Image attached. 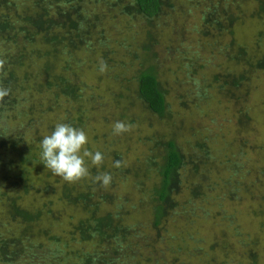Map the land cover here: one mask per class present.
Returning a JSON list of instances; mask_svg holds the SVG:
<instances>
[{
	"label": "rangeland",
	"instance_id": "374dc122",
	"mask_svg": "<svg viewBox=\"0 0 264 264\" xmlns=\"http://www.w3.org/2000/svg\"><path fill=\"white\" fill-rule=\"evenodd\" d=\"M118 1L123 6L131 2ZM222 2L230 7L232 13L240 3V13L244 15L238 13L241 18L234 25L233 35L222 34L218 43L215 38H204L199 34L200 18L208 6L207 2L169 0L172 9L163 7L152 27L137 15L125 16L118 11L109 14L105 3L95 4V0L82 3L87 4L85 15L89 20L93 22L96 16L101 17L86 36L87 45L72 53L78 63L85 66L81 70L74 66L70 75L77 77L80 89L83 88L84 106L80 117L84 121L79 122V116L75 117L73 110L76 107L72 104L71 108L60 111L58 115L44 117L39 132L42 138L51 134L49 126L54 129L57 123H66L65 110H71V125L82 128L88 136L86 147L93 153L100 151L104 156L99 167L90 160L86 161L89 175L95 170L96 175L107 172L114 180L116 175L120 178L114 163L117 157L120 158L123 177L115 182L112 190L115 201L105 205L103 212L116 213L122 206L124 214H127L123 217L124 223L136 230L137 237L129 243L131 249L128 253L117 255L121 264H253L249 253L256 256L255 264H264V71L256 70L250 79L243 82L240 89L234 91L239 98L235 100L220 91L221 84L214 81L215 75L226 70L233 68L235 73L241 70L229 64L220 47L228 46L229 40L236 37V43L252 55L256 50L255 36L264 32V24L251 17L256 6L251 0ZM150 31L157 42L153 49L157 54L160 86L165 91L163 117L142 106L135 97L131 80L123 83V89L131 90L124 91V98L115 100L113 93L121 85L108 79L110 75L104 74L105 71H100L101 62L115 66L117 72L125 65L130 79L140 63H131L133 56L130 60L125 58L127 49L136 51L138 45L137 42L135 46L129 43L130 38L134 32L143 34L141 32ZM129 44L132 46L127 48ZM261 45L263 51L264 42ZM60 60L61 63L71 61L66 54ZM65 103L62 101L60 105ZM117 121L134 125L133 130L122 135L114 134ZM159 136L174 140L185 157L194 156L197 152L196 142H204L213 160L210 166L201 167L204 172L210 171L209 179L202 187L205 194L202 198L190 200L193 181L186 173L181 175L182 186L171 196L177 204L176 209L169 211L162 231L157 233L152 228L151 187L159 182V178L153 171L146 170L145 160L160 154L161 147H157V153L154 152L153 140ZM44 174L45 168L38 167L33 182L37 190L44 188L41 184ZM60 179L54 175L50 181ZM231 179L239 185L234 200L229 198L231 194L228 192L233 189L227 190L223 185ZM76 184L83 187L82 181ZM56 196L34 193L25 201L33 208L46 205L56 218L61 217L58 222L46 217L40 225L61 239L57 245L47 238L35 241L36 244L39 241L48 254L57 246L64 247L62 238L65 232L80 218L77 212L67 210L66 205L58 202ZM9 230L13 228L9 226ZM76 245L70 246L69 255H60L64 258L61 264H76L73 256L76 251L84 249L91 252L94 249L92 244Z\"/></svg>",
	"mask_w": 264,
	"mask_h": 264
},
{
	"label": "trees",
	"instance_id": "16d2710c",
	"mask_svg": "<svg viewBox=\"0 0 264 264\" xmlns=\"http://www.w3.org/2000/svg\"><path fill=\"white\" fill-rule=\"evenodd\" d=\"M199 1L208 4L200 18L202 25L199 34L204 38H215L217 43L222 34L232 36L234 25L241 18L238 16L241 12L240 3L235 6L234 14L222 0ZM251 1L256 4L251 17L264 24V0ZM83 2L85 0H0V60L5 61L3 71L7 73L6 77L0 76V87L9 89V95L0 101V264H61L64 258L60 255H69L70 246L76 244L94 245L91 252L84 249L75 252L73 256L76 264H121L117 255L127 254L131 249L129 243L136 236V230L123 221L127 214H124L122 206L116 213L103 212L105 205L115 201L112 190L115 189V182L123 177L124 170L121 167H115L120 178L116 175L107 187L95 180V170L82 180L83 187H79L62 178L50 181L54 174L41 159L42 136L39 129L44 117L58 115L75 104V117L79 116V122L84 121L80 117L84 106L81 95L83 88L80 89L79 79L70 75L74 66L78 70L85 66L78 63L72 53L87 45L86 36L96 26L100 16H96L93 22L89 20L85 15L87 4L83 5ZM100 3L106 4L109 14L118 11L125 16L137 15L149 26L161 14L163 7L172 9L169 0H131L127 6L118 0H95V4ZM141 33L134 32L130 38L129 43H138L136 51L127 49L132 46L130 44L126 48L127 60L133 56L131 63L140 61L134 75L128 79L125 65L117 72L111 64H107L108 72L104 74L107 73L110 75L108 79L121 85L113 93L115 100L124 98L126 90H131L123 89V83L131 80L135 97L142 106L150 113L163 117L166 110L165 91L160 86L157 54L153 49L157 42L152 31ZM262 42L264 32H258L254 41L256 50L252 55L236 43V37L229 40L228 46L220 47L221 53L227 55L225 57L229 64L241 69L238 73L232 68L215 75V83L221 84L220 91L226 96L239 99L234 91H238L256 70L264 71ZM212 44L209 42V45ZM65 54L71 61L61 63V56ZM197 97L204 99L202 96ZM62 101H66L63 106L60 105ZM70 111L65 110L66 114L63 112L68 124L72 123ZM49 130L52 132L54 129L49 126ZM153 140L154 152L160 150V154L147 157L145 167L159 178V182L151 187L152 228L159 233L169 211L176 209L177 204L171 196L174 192L178 193L182 186L181 175L186 173L189 180L193 181L190 184V200L202 198L205 195L202 187L209 179L210 171L204 172L201 167L210 166L213 158L204 142H196L197 152L194 156L185 157L174 140H167L163 136L154 137ZM157 147L162 149L158 150ZM38 167L45 168L42 191L37 190L33 183ZM186 184L189 186L187 181ZM223 185L227 190L233 189L228 192L231 194L229 198L234 200L239 185L233 179ZM34 193L43 196L57 194L58 202L80 215L77 222L71 223L65 232L62 238L64 247L57 246L56 252L48 254L47 249L35 241L47 238L51 243L59 244L61 239L40 225L46 217L52 222H58L61 217L56 218L55 213L46 209L44 204L42 208L26 205L25 201ZM9 226L13 230H9ZM248 257L253 264L257 262L254 254L249 253Z\"/></svg>",
	"mask_w": 264,
	"mask_h": 264
},
{
	"label": "clouds",
	"instance_id": "9594fccd",
	"mask_svg": "<svg viewBox=\"0 0 264 264\" xmlns=\"http://www.w3.org/2000/svg\"><path fill=\"white\" fill-rule=\"evenodd\" d=\"M4 60H0V76L6 77L3 71ZM107 65L101 62L100 71L104 72ZM9 95V89L0 87V101ZM134 125L123 121L114 124V134L122 135L133 130ZM89 143L88 136L82 128H77L68 123H57L51 134L46 135L41 140L42 154L41 159L47 169L54 175L61 177L68 183H77L89 176V168L86 161L99 167L103 164L104 156L100 151L93 153L86 145ZM122 166V162L117 160L115 167ZM101 186L107 187L112 176L105 172L95 177Z\"/></svg>",
	"mask_w": 264,
	"mask_h": 264
}]
</instances>
